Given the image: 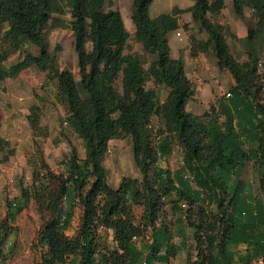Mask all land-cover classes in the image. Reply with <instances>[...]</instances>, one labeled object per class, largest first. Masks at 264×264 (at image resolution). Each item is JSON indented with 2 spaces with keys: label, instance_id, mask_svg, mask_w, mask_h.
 Returning a JSON list of instances; mask_svg holds the SVG:
<instances>
[{
  "label": "trees",
  "instance_id": "16d2710c",
  "mask_svg": "<svg viewBox=\"0 0 264 264\" xmlns=\"http://www.w3.org/2000/svg\"><path fill=\"white\" fill-rule=\"evenodd\" d=\"M57 1L0 0V83L34 64L49 70L57 79L66 124L84 144L83 158L73 147L61 162L57 182H47L42 174L37 185L22 186L18 203H7L11 221L33 197L51 212L36 230L41 248L36 264H169L188 248L184 228L191 230L193 251L187 252L185 264H254L264 255V82L258 71L264 56V0H231L238 17L245 8L255 17L241 39L247 48L242 62L229 48L224 25L215 20L224 0H192L187 9L207 34L199 41L191 36V54L210 48L217 66L233 79L230 96L215 99L202 114L186 110L194 84L182 59L170 57L167 44L168 33L181 27L178 13L185 9L150 17L153 0H132L135 37L154 55L145 68L139 54H124L130 34L119 10L105 11V0H64L71 13V46L79 75L75 80L54 64L44 47L43 29ZM256 38L263 40L260 52L251 46ZM25 41L36 45L39 54L26 52L5 66L9 54ZM119 72L120 90L115 86ZM158 86L169 89L164 103L158 101ZM28 120L35 124L30 115ZM121 135L130 137L132 159L141 175L122 176L113 187L102 159L108 142ZM175 145L181 165L171 170L160 161ZM248 164L257 171L258 193L244 178ZM165 198L176 216L170 223L160 217ZM137 206L142 207L138 216ZM76 207L77 228L68 236ZM10 232L3 218L1 262ZM104 234L111 235V246ZM175 235L180 238L177 244Z\"/></svg>",
  "mask_w": 264,
  "mask_h": 264
},
{
  "label": "rangeland",
  "instance_id": "374dc122",
  "mask_svg": "<svg viewBox=\"0 0 264 264\" xmlns=\"http://www.w3.org/2000/svg\"><path fill=\"white\" fill-rule=\"evenodd\" d=\"M188 1L190 0H153L148 7L149 16L154 17L160 13L171 12L175 7L185 9L184 12L178 13V20L181 18V31L179 32L183 33L188 30L186 33L189 38L192 36L195 41H199L201 40L199 36L202 30L198 22L193 20L192 15H190L191 12L187 10L190 7L187 5ZM131 3L132 0H105L104 9L105 11L119 10L125 28L130 34L124 54H139L143 66L147 68L154 55L145 52L142 49V45H140L141 43L135 37V27L130 16ZM248 10L250 9H244L243 15L246 18L248 17ZM252 13L251 10L250 14ZM232 14L238 17L234 14V11ZM228 15L226 11L224 17L228 19ZM252 16L254 17L253 14ZM70 17V8L64 0H58L57 7L51 13V20L43 29L44 47L53 56L54 64L59 69L70 71L74 79L78 80L77 57L73 46H71L73 35L70 28ZM221 19L222 15L219 13L215 17V20L219 21ZM191 22L194 23V27L189 26ZM254 24L255 21L247 24V29ZM224 28L226 40L233 55L240 62L247 60V48L241 42L242 38H237L227 25H224ZM192 29L193 31H191ZM174 33L171 32L169 35H174ZM1 34L0 31V36ZM205 35L207 36L206 33ZM262 41V38H256L251 42L254 51L260 52L262 50ZM87 47H90L89 44ZM26 52L38 55L39 49L29 41H25L18 50L9 54L3 64L8 67L20 61ZM210 57V54L206 53L207 62H209ZM263 61L264 56L262 55L258 71L264 82ZM190 71H187V75L195 81V89L201 88L204 81H201L197 76H192V72ZM117 74L115 86L120 90L121 74L120 72ZM226 74H229V72L221 73L216 78L210 76L207 80L208 82H206L207 85L204 86V90L198 91L194 98L187 100L185 105L186 110L191 113L202 114L205 110L209 109V105L211 104H208L209 97L218 95L222 90L226 91L220 97L226 96L230 85L226 79ZM229 76L231 75L229 74ZM1 85L4 86L2 92L7 91L9 94H6L1 99L0 106L6 112H13L14 110V112L18 113V116H16L18 126L16 133L19 139L6 140L2 136L3 142H0V221L6 218L8 226L11 227V232L2 248L3 262L0 261V264H36L40 259L41 249L40 245L36 242V230L39 228L42 220L48 219L51 212L44 206L39 205V201L36 202V199L33 197L29 200L26 207L17 214L15 219L11 221L7 217V203H18L21 198L22 186L30 187L32 184L37 185L38 179L40 181L42 174L45 175L46 178L43 179H47V182L50 181L52 184L57 182L62 171L61 162L69 158L73 147L76 149L77 156L83 158L84 144L82 139L73 132L70 125L64 124V120H66L65 105L60 99L57 79L49 70H41L34 64L18 75H15V77L3 79L0 83V88ZM152 85V82L148 79L146 86L150 87ZM157 91L158 101L165 99V96L169 93V89L165 86H158ZM10 95H12L13 100L15 99L18 105H23L22 108L18 107L15 109L13 107L15 103L13 104V101L10 100ZM215 102L216 100L214 99L213 103ZM29 115L35 119L34 125H31L29 122ZM4 133V136L9 135V127ZM174 149L173 155L167 157L164 161L161 160L160 165L169 167L172 170L177 169L181 165L178 158L181 154L180 149L177 145H175ZM132 158L131 139L128 135H121L108 142V150L102 160L106 169L107 181L111 186L117 187L118 181H120L122 176L140 177V171ZM42 164H45L47 167L42 166ZM244 178L250 183L252 192L258 193V174L251 164L246 166ZM167 200L168 198H165L166 204L162 208L160 217L170 223L176 216L172 215ZM75 213L76 219H78L80 215L79 207L75 208ZM141 213L142 207L137 206L135 208L136 216ZM74 225L76 226V224ZM74 225L71 224V227L67 229L66 234L68 236L75 233L76 228ZM176 226V224H173L172 230L174 232ZM184 230L187 234L186 244L188 248L180 251L174 258H171L169 264H185L187 252H193L191 247V230L188 228H184ZM104 236L107 244L111 246V235L104 234ZM179 240L180 238L177 235L173 236L175 244L179 243ZM239 249L243 250V247L240 246Z\"/></svg>",
  "mask_w": 264,
  "mask_h": 264
},
{
  "label": "crops",
  "instance_id": "0c3cea01",
  "mask_svg": "<svg viewBox=\"0 0 264 264\" xmlns=\"http://www.w3.org/2000/svg\"><path fill=\"white\" fill-rule=\"evenodd\" d=\"M193 4V2L190 0L188 1L187 5L191 6ZM232 7V1L231 0H224V6L221 10V15H222V19L219 20V22L221 24L227 25L229 27V29H231V31L233 32V34L241 39L243 37L246 36L247 34V24H251L252 21H255L254 17L252 16L251 10H248V13L250 11V13L248 15V17L246 18L244 15L243 17H235L232 13H233V7ZM227 11L228 15V19L224 17L225 13ZM246 15V14H245ZM179 23L181 24V18H179ZM189 21V20H187ZM192 21V20H191ZM193 22H191L189 24V26H193ZM194 27V26H193ZM181 31V27L178 28L177 30L171 31V32H175L174 35L170 34L171 32L168 33L167 39H168V45H169V54L171 58H181L183 61V66H184V72L186 74V76L192 80L193 84H194V89H195V81L190 78L187 75V71L191 70L190 72H192V76H197L199 77V79L203 82V85H201V88L199 89H195V93L194 96L192 98H194L197 94V92H201L204 90V86L207 85L206 82H208V78L211 76L213 78H216L217 76H220L221 73H228L226 72V70L224 69H220L217 66V62H216V58L213 55V53L211 52V49L209 48V51H197V53L195 55L191 54V44H190V38L188 36V34L185 32H181L180 36L176 35V32ZM193 31V29L191 30ZM199 38H201V40H206L207 36L205 35V32H201V35L199 36ZM206 53L210 54V58H209V62H207L206 59ZM226 79L227 81H229V88L233 85V79L231 76H229V74H226ZM4 86L1 85L0 88V103H1V99L4 98L6 96V94L8 95L9 92H2ZM8 89V88H7ZM158 89V87H157ZM226 90H222L221 93H219L218 95H212L211 97H209L208 99V104L213 103L214 99L219 98L222 94L225 93ZM228 97V96H225ZM10 100L13 101V107L15 109H17L18 107L22 108V104L18 105L17 102H15V99L13 100L12 95H10ZM168 95L165 96V99L160 100V103H164L165 100H167ZM191 98V99H192ZM159 99V98H158ZM16 111V110H15ZM17 114V115H16ZM192 114H196V113H192ZM10 116L8 119L7 117ZM18 113L17 112H6L3 110V108L0 106V134L1 136L5 137L6 140H12V139H17V117ZM65 121V120H64ZM9 127L10 133L7 136H4L5 133L4 131ZM19 139V138H18ZM17 139V140H18ZM175 152V149L172 151V154L169 156L171 157L173 155V153ZM179 161H181V155L178 157ZM162 166V165H161ZM169 168V167H168ZM171 169V168H170ZM172 170V169H171ZM119 183V181H118ZM79 218V216H78ZM77 223H78V219H76V213L74 215V218L72 220L71 224H76L75 228H77Z\"/></svg>",
  "mask_w": 264,
  "mask_h": 264
},
{
  "label": "built area",
  "instance_id": "2783aa9c",
  "mask_svg": "<svg viewBox=\"0 0 264 264\" xmlns=\"http://www.w3.org/2000/svg\"><path fill=\"white\" fill-rule=\"evenodd\" d=\"M176 35H177V36H180L181 34H180V32H176ZM226 96H230V93L227 92V93H226ZM66 123H67V122L64 121V124H66ZM254 264H264V255L258 257V258L254 261Z\"/></svg>",
  "mask_w": 264,
  "mask_h": 264
}]
</instances>
